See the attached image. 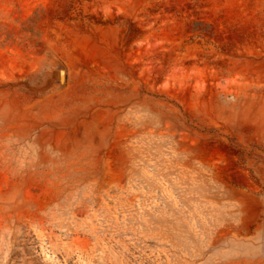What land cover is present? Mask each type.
I'll return each mask as SVG.
<instances>
[{"label":"rangeland","instance_id":"374dc122","mask_svg":"<svg viewBox=\"0 0 264 264\" xmlns=\"http://www.w3.org/2000/svg\"><path fill=\"white\" fill-rule=\"evenodd\" d=\"M0 264H264V0H0Z\"/></svg>","mask_w":264,"mask_h":264},{"label":"bare ground","instance_id":"6f19581e","mask_svg":"<svg viewBox=\"0 0 264 264\" xmlns=\"http://www.w3.org/2000/svg\"><path fill=\"white\" fill-rule=\"evenodd\" d=\"M53 75L55 77H57L58 79H61L62 84H64L66 82L67 71H66V69H64V67L53 70Z\"/></svg>","mask_w":264,"mask_h":264},{"label":"water","instance_id":"95a60500","mask_svg":"<svg viewBox=\"0 0 264 264\" xmlns=\"http://www.w3.org/2000/svg\"><path fill=\"white\" fill-rule=\"evenodd\" d=\"M59 81H60V82H62V80H61V79H59Z\"/></svg>","mask_w":264,"mask_h":264}]
</instances>
